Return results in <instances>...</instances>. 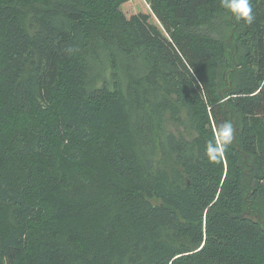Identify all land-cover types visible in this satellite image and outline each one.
Wrapping results in <instances>:
<instances>
[{"label": "trees", "instance_id": "trees-1", "mask_svg": "<svg viewBox=\"0 0 264 264\" xmlns=\"http://www.w3.org/2000/svg\"><path fill=\"white\" fill-rule=\"evenodd\" d=\"M127 1L0 0V264H264V0Z\"/></svg>", "mask_w": 264, "mask_h": 264}, {"label": "clouds", "instance_id": "clouds-1", "mask_svg": "<svg viewBox=\"0 0 264 264\" xmlns=\"http://www.w3.org/2000/svg\"><path fill=\"white\" fill-rule=\"evenodd\" d=\"M224 7L230 10L237 18L251 25L255 20V14L251 6V0H222ZM222 137L221 145H212L208 151V158L216 161L223 154L233 139V127L229 122H224L219 126Z\"/></svg>", "mask_w": 264, "mask_h": 264}, {"label": "rangeland", "instance_id": "rangeland-1", "mask_svg": "<svg viewBox=\"0 0 264 264\" xmlns=\"http://www.w3.org/2000/svg\"><path fill=\"white\" fill-rule=\"evenodd\" d=\"M121 10L126 16L137 13H150V5L146 0H128L121 6ZM150 19L157 22L152 15Z\"/></svg>", "mask_w": 264, "mask_h": 264}]
</instances>
